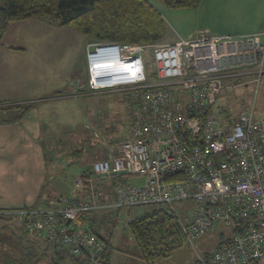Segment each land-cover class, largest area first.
Returning <instances> with one entry per match:
<instances>
[{"label": "built area", "instance_id": "2783aa9c", "mask_svg": "<svg viewBox=\"0 0 264 264\" xmlns=\"http://www.w3.org/2000/svg\"><path fill=\"white\" fill-rule=\"evenodd\" d=\"M147 54L155 81L145 72ZM85 68L89 92H126L123 140L92 163L90 176L74 177L83 197L0 211V220L83 264H97L106 242L77 218L147 207L172 212L188 243L218 226L231 231L203 264H264V120L250 113L220 121L213 114L229 80L258 81L264 74V30L242 36L199 31L164 45L93 42ZM132 176L145 181L133 185L126 180ZM114 178L123 180L113 184ZM184 201L190 205L181 218L173 204Z\"/></svg>", "mask_w": 264, "mask_h": 264}, {"label": "rangeland", "instance_id": "374dc122", "mask_svg": "<svg viewBox=\"0 0 264 264\" xmlns=\"http://www.w3.org/2000/svg\"><path fill=\"white\" fill-rule=\"evenodd\" d=\"M146 1L164 15L166 33L160 44H143L174 43L180 40V33L191 30L199 22L195 9L181 12L167 7L160 0ZM88 43L91 41L78 31L39 18L9 23L1 40L0 86L8 82L10 88L16 87L12 96L3 99H18L22 86L26 101H0L5 105L30 104L36 108L40 123L48 127L50 139L44 141L49 157L47 188L52 203L61 201L60 198L74 197V177L82 170L91 169L96 159L106 158L109 150H114L128 130L126 92L91 93L86 88L85 49ZM152 60L150 56L144 62L152 64ZM8 112L16 113L15 110ZM250 113L255 120H264V74L258 81L252 76L229 80L213 109L214 116L220 121ZM127 181L142 185L145 179L132 176ZM189 205L188 201L175 202L173 207L183 218ZM147 210V207L108 209L102 219H97L98 211H92L79 216L76 222L82 221L87 227L90 225L100 237L110 241L114 251H118L119 259L126 254L136 258L139 249L128 230V221ZM18 237L17 228L12 224L0 223V251L7 245L13 247L17 244ZM230 237L231 231L222 226L210 229L191 243L181 237L180 245L168 257L157 259L155 264H203L217 245ZM22 242L27 244L21 239L20 245ZM12 252L13 256L18 255L16 251ZM43 254L44 257L31 258L29 264L39 259H42L40 264H75L69 256H57L52 248L44 250Z\"/></svg>", "mask_w": 264, "mask_h": 264}, {"label": "trees", "instance_id": "16d2710c", "mask_svg": "<svg viewBox=\"0 0 264 264\" xmlns=\"http://www.w3.org/2000/svg\"><path fill=\"white\" fill-rule=\"evenodd\" d=\"M175 10L195 8L201 0H160ZM31 18L46 20L52 25L68 27L78 31L91 43L113 41L118 43L160 44L166 33V23L161 14L146 0H0V45L11 22ZM147 54L146 58L149 59ZM145 72L150 81H155L154 66L145 61ZM0 102V124L21 119L31 109V105H5ZM15 110L16 113L8 111ZM90 176L89 170L81 172ZM114 178L113 184L122 181ZM128 180V177L126 178ZM130 235L139 249V259L146 263L168 257L180 245L181 235L177 219L169 211H147L128 223ZM101 238L97 233H95ZM102 239V238H101ZM105 241V240H104ZM100 255L97 264H111L112 248ZM56 255L68 256L54 245ZM33 255L20 260L5 255V264H19L30 261ZM70 257V256H69ZM75 264H83L80 259L70 257ZM35 263V262H34ZM33 263V264H34Z\"/></svg>", "mask_w": 264, "mask_h": 264}, {"label": "crops", "instance_id": "0c3cea01", "mask_svg": "<svg viewBox=\"0 0 264 264\" xmlns=\"http://www.w3.org/2000/svg\"><path fill=\"white\" fill-rule=\"evenodd\" d=\"M193 9L198 12L199 22L191 30L180 33L178 35L179 39L188 38L199 31L207 32L213 36H242L264 30V0H201L198 6ZM157 11L160 13L159 10ZM178 11L190 12L189 10ZM15 90L16 87L10 88L8 82H6L5 85L0 86V100H7L3 102L9 103L25 102L26 99L23 97L25 91L22 86L19 89L22 92L20 97H16L18 99L11 100L9 97L3 99L4 96H12ZM47 138L50 139L48 127L40 123L35 107H31L28 113L18 121L0 124V211L22 208L40 209L46 203L51 202L49 201V190L47 188V162L49 157L44 141ZM114 151L112 150V152ZM73 195L83 197L84 193L75 189ZM60 200L58 203L64 201L62 198ZM106 211L108 209L98 210L97 219H102L107 213ZM0 223L3 225L12 224L6 220H0ZM78 223L97 233L90 225L87 227L82 224V221ZM88 224L90 223L88 222ZM12 225L17 228L14 224ZM17 232L19 236L18 243L14 244L13 247L6 244L7 246L0 251V264H5L3 260L5 255L20 260L28 255L44 257L43 251L46 249L50 250L52 248L54 252L56 251L52 243L46 242L33 234L23 232L20 228H17ZM21 239L26 241L27 244L22 242L23 245H20ZM6 240L10 242L8 237ZM107 242L112 248L110 254L111 264L146 263L137 257L135 258L134 255L127 254H121L124 258V261H122L123 258H118V251H114L110 241ZM0 244L2 243L0 242ZM12 251H16L18 257L13 256ZM41 260L39 259L34 264H40ZM30 261L22 260L19 264H29ZM151 264H155V262Z\"/></svg>", "mask_w": 264, "mask_h": 264}]
</instances>
